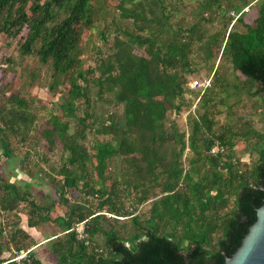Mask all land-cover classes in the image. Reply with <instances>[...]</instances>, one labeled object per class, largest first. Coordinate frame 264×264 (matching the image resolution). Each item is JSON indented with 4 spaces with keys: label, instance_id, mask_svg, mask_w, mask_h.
Here are the masks:
<instances>
[{
    "label": "trees",
    "instance_id": "trees-1",
    "mask_svg": "<svg viewBox=\"0 0 264 264\" xmlns=\"http://www.w3.org/2000/svg\"><path fill=\"white\" fill-rule=\"evenodd\" d=\"M92 1L0 0V37L8 45L16 41L19 57H35L46 70L43 80L26 73L18 90L1 74V155L11 158V140L18 138L19 146H30L19 167L52 189L37 202L30 182H9L0 170V264H42L31 250L12 261L15 252L35 245L21 216L28 228L50 223L60 229L46 238L53 264H224L264 199V134L250 119L238 118L236 128L218 120L225 108L232 121L228 100L237 96L239 103L242 94L258 98L254 104L264 117V0H199L189 20L181 0H120L119 16L134 32L118 25L125 38L115 37L109 52L84 68L78 49L84 29L107 14L105 0ZM245 7L249 11L228 30L230 12ZM109 32L107 24L100 29L102 41ZM194 49L212 73L202 92L186 87L198 72ZM0 61L15 68L11 56ZM221 62L245 77L242 86L220 70ZM37 86L50 94L61 86L56 97L64 119L50 114L35 125L25 94ZM99 102L108 107L100 114ZM170 113H184L183 124L167 120ZM55 139L59 164L43 170L31 151L40 143L52 149ZM238 141L245 142L242 151H256L255 161H241L234 152ZM215 143L225 152L211 155ZM73 191L81 198L70 201ZM150 200L142 217L138 208ZM59 210L62 215L52 218ZM120 218L136 231L123 237L106 225ZM81 222L85 237L78 240ZM6 252L10 257L1 258Z\"/></svg>",
    "mask_w": 264,
    "mask_h": 264
},
{
    "label": "rangeland",
    "instance_id": "rangeland-1",
    "mask_svg": "<svg viewBox=\"0 0 264 264\" xmlns=\"http://www.w3.org/2000/svg\"><path fill=\"white\" fill-rule=\"evenodd\" d=\"M105 10L107 11V14H104L102 19H99V21H94V23L84 29V32L81 37V41L79 43V58L81 62L83 63L84 68L88 67H93L97 60L101 56H105L110 48L112 41L115 37H121V33L116 30V27H121V28H128L129 30L132 29V24L128 20H124L120 18L119 16V10L117 9V4L119 3L120 0H105ZM138 1V0H134ZM141 1V0H139ZM199 0H181L180 2L178 1V7L179 9L183 10V14L187 17V20L190 19L189 13L190 11L194 8V6L197 4ZM94 2V0L92 1ZM128 6L131 7V4L128 3ZM249 11V8H248ZM251 18L249 17L247 21H251L252 18L255 17L256 11H252L250 13ZM182 16L179 14L177 17ZM102 20V21H100ZM110 26V32L107 35V41L104 42L100 38V29L104 27V25ZM232 22L230 23L228 30L231 28ZM237 30H240L239 26H235ZM203 30H205V35H209L210 29H206V27L203 25ZM134 32V30H133ZM124 36V35H123ZM9 40L6 39L5 37H0V60L1 58L4 59L6 56H11L13 60L15 61V68L13 70L8 69L6 64H3L2 61H0V77L1 74L4 73L6 76V79L3 80V82H7L11 87L13 86V89H19L21 87V79L26 73L34 72L36 74L39 73L40 79H45L46 76L44 72L46 71L45 68H42L35 57H24L21 58L18 55L17 51V44L16 41H12L10 45H8ZM138 54H142V51H136ZM200 56V54H199ZM197 64L196 69L198 70L197 73L191 75L188 79L187 83V88L191 89L190 84L192 85L193 80H198L201 82H208L209 85L206 87L208 88L211 84V77L212 73L209 69V65H204V62L197 57V51L194 49L193 53L190 56ZM222 64L220 65V70H222L230 79V81L233 84H236L238 86H242L243 81L245 80V77L242 76L239 72H233L231 69V65L226 62H221ZM210 64V63H209ZM218 64V59L215 62V67ZM1 81V79H0ZM257 89L256 86H254L250 92H254ZM27 93L25 94V99L28 101L29 105V111L35 114L36 116V124L38 125L42 122H44L46 119L49 118L50 114H55L56 116L64 119L62 116V111L59 106V104L62 103V100L57 99L56 96H59V92L61 90V86L56 90L55 93H49V91L46 89V87L43 86H37L34 87L30 90L26 89ZM195 91H199L196 89H193ZM8 92H5V95H7ZM264 94V93H263ZM33 98V101L30 99ZM237 96H233L228 100V105L231 106V116H232V121L230 117V113L227 115V110L224 108L222 109V115L218 117L219 124L222 123H231L234 125L236 128L239 124L240 121L237 120L239 119H245L249 120L251 122V126L253 127L254 130L261 132L264 134V117L260 113L259 109L256 107L254 104L255 100L258 98L249 96L248 94H242L240 96V102H236ZM4 97H2L1 90H0V104L4 102ZM193 105L197 104L196 99L192 101ZM226 107V106H225ZM107 105H105L102 102L98 103V108H97V113L100 114L102 110L107 109ZM192 108H194L192 106ZM185 114H181L179 117L175 116L174 113L168 114L167 120H172L176 119L181 124H183ZM70 122V125L73 126V121L71 119H67ZM236 131H238L236 129ZM240 139V138H239ZM238 139V140H239ZM16 140L18 138L12 139V144H13V155L11 158L6 159L4 156L1 155V149H0V170L4 174V177H7L9 182H15L17 184H22L23 182H30L29 183V188L32 191V195L34 197V200L37 202H42L43 198L46 195L52 194V189L50 185L46 183H42L40 179H30L28 178L25 173L21 170L19 167L20 160L23 158L25 155V152L30 149V146L24 145V146H19V144L16 143ZM245 142L244 141H238V144L234 147V152L236 154H239V157L241 161H255L257 159V153L255 150L250 149L249 147L245 150L242 151V148L244 146ZM42 144L40 143L39 148H35V150H38L37 154L34 152L35 150L32 149L31 151V161L36 160L38 167L42 168L43 170H47L50 165H58L59 164V159L61 156V146L58 142V140L55 139V143L52 149H47V148H41ZM40 156H44V159H40ZM57 186V185H55ZM80 197L78 196V193L73 191L72 193L67 195V198L72 201L74 197ZM152 200L144 203L141 205L138 209L140 215L142 217H147L149 215V208L151 206ZM62 211H56L51 213V217L54 218L56 216H61ZM107 215V214H106ZM109 216V215H108ZM22 219L24 217L21 216ZM107 226H113L115 229H118L121 236L125 237L128 234L134 233L136 230L134 229L133 225L131 224L129 219H122L116 220V221H111L110 223L106 224ZM37 234L36 236L39 235H52L55 233H58L60 229L50 223L42 224L40 227H37ZM46 245L43 247V251L46 252ZM16 253V252H15ZM14 253V255H15ZM46 264V263H45Z\"/></svg>",
    "mask_w": 264,
    "mask_h": 264
},
{
    "label": "water",
    "instance_id": "water-1",
    "mask_svg": "<svg viewBox=\"0 0 264 264\" xmlns=\"http://www.w3.org/2000/svg\"><path fill=\"white\" fill-rule=\"evenodd\" d=\"M224 264H264V199L256 210L255 222L234 254L231 257L224 256Z\"/></svg>",
    "mask_w": 264,
    "mask_h": 264
},
{
    "label": "built area",
    "instance_id": "built-area-1",
    "mask_svg": "<svg viewBox=\"0 0 264 264\" xmlns=\"http://www.w3.org/2000/svg\"><path fill=\"white\" fill-rule=\"evenodd\" d=\"M248 8L249 7H245L243 8L240 12L238 13H235V12H230V16L233 18V21H232V24L234 23V21L244 12H248ZM231 24V25H232ZM209 85L208 82H201V81H198V80H193L192 81V85L190 84V87L191 89H196V90H199V91H203L206 89V87ZM225 152V149L224 147L221 145V144H218V143H215L214 146H212L209 150V153L211 155H217V154H220V153H223ZM83 226H84V222H81V223H78L76 224L75 226V232H76V238L78 240H83L85 235H84V232H83ZM29 250L27 251H19V252H16L12 261H15V262H19L23 259H25L27 257V253H28Z\"/></svg>",
    "mask_w": 264,
    "mask_h": 264
},
{
    "label": "crops",
    "instance_id": "crops-1",
    "mask_svg": "<svg viewBox=\"0 0 264 264\" xmlns=\"http://www.w3.org/2000/svg\"><path fill=\"white\" fill-rule=\"evenodd\" d=\"M22 229L31 237V240L35 243L34 246H32L30 249L34 255L42 262V264H53L55 262L54 257L49 253V251L46 249V252L43 251V247L46 245L47 237H50V235H39L37 234L36 228H28L26 225V220L23 219V222L21 223ZM10 257V253L6 252L4 253L1 258L8 259Z\"/></svg>",
    "mask_w": 264,
    "mask_h": 264
}]
</instances>
